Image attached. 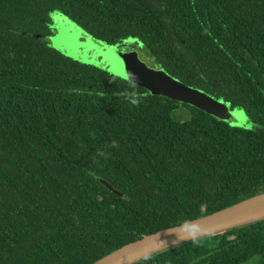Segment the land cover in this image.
Masks as SVG:
<instances>
[{
    "label": "trees",
    "instance_id": "1",
    "mask_svg": "<svg viewBox=\"0 0 264 264\" xmlns=\"http://www.w3.org/2000/svg\"><path fill=\"white\" fill-rule=\"evenodd\" d=\"M56 13L141 42L254 126L180 119L178 100L65 55L45 40ZM262 192L264 0H0V264H93ZM133 264H264V219Z\"/></svg>",
    "mask_w": 264,
    "mask_h": 264
},
{
    "label": "rangeland",
    "instance_id": "2",
    "mask_svg": "<svg viewBox=\"0 0 264 264\" xmlns=\"http://www.w3.org/2000/svg\"><path fill=\"white\" fill-rule=\"evenodd\" d=\"M53 19L54 35L45 38L52 47L74 59L130 80L149 93L178 100L181 105L173 112L178 118L189 119L190 111L186 105H193L233 125L245 128L254 126L244 109H230L222 100L186 86L162 71L141 42L127 39L111 46L87 36L61 13L54 14Z\"/></svg>",
    "mask_w": 264,
    "mask_h": 264
},
{
    "label": "water",
    "instance_id": "3",
    "mask_svg": "<svg viewBox=\"0 0 264 264\" xmlns=\"http://www.w3.org/2000/svg\"><path fill=\"white\" fill-rule=\"evenodd\" d=\"M264 219V192L211 214L161 229L123 245L93 264H133L188 240Z\"/></svg>",
    "mask_w": 264,
    "mask_h": 264
},
{
    "label": "clouds",
    "instance_id": "4",
    "mask_svg": "<svg viewBox=\"0 0 264 264\" xmlns=\"http://www.w3.org/2000/svg\"><path fill=\"white\" fill-rule=\"evenodd\" d=\"M133 102H135V101H133Z\"/></svg>",
    "mask_w": 264,
    "mask_h": 264
}]
</instances>
